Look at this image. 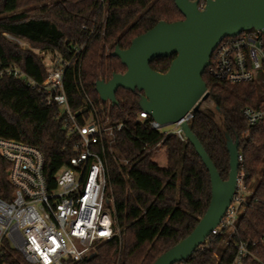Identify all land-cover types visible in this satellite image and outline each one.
I'll list each match as a JSON object with an SVG mask.
<instances>
[{
	"label": "trees",
	"instance_id": "1",
	"mask_svg": "<svg viewBox=\"0 0 264 264\" xmlns=\"http://www.w3.org/2000/svg\"><path fill=\"white\" fill-rule=\"evenodd\" d=\"M183 19L175 0H0V65L15 64L27 76L43 81L47 68L36 50H56L69 56L70 48L86 44L82 60L73 62L65 75L70 107L76 111L86 105L81 78L96 106L101 104L112 122L125 125L116 135V147L129 163L109 160L118 235L98 242L93 257L69 264H153L195 229L209 207L210 175L194 146L153 129L151 117L140 119L139 92L119 88L113 105L102 103L95 89L98 80L126 71L112 55L116 47L128 48L135 37L159 21ZM93 29L99 33L91 35ZM172 60L159 57L151 67L164 73ZM203 79L209 91L204 101L212 102L214 110L200 107L189 120L190 128L223 180L230 172L226 134L238 139L250 195L235 230L211 236L188 259L176 264H234L240 241L256 243L249 246L251 254L241 264H264V123L248 126L242 115L245 107L259 106L260 86L221 82L207 70ZM0 137L40 149L50 184L72 156V143L66 138L57 108L45 106L24 79L0 78ZM160 146L165 147V166L155 160ZM9 167L0 156V197L6 200L14 190ZM4 263L30 264L16 250L10 251Z\"/></svg>",
	"mask_w": 264,
	"mask_h": 264
},
{
	"label": "built area",
	"instance_id": "2",
	"mask_svg": "<svg viewBox=\"0 0 264 264\" xmlns=\"http://www.w3.org/2000/svg\"><path fill=\"white\" fill-rule=\"evenodd\" d=\"M193 1H198L200 9L207 2ZM104 20L105 15L103 23ZM98 33L99 30L91 31V35ZM18 42L30 48L28 43ZM86 47V44L73 46L68 51L69 56L56 50H36L47 68L43 81L27 76L15 64L0 65V78L24 79L27 86L40 94L45 106L57 108L66 138L72 143L68 164L54 174L50 184L40 149L16 139L0 137V156L10 165L8 179L14 188L10 200L0 197V264H5L4 259L11 250L20 252L30 264L82 262L95 252L98 242L113 240L118 235L109 160L123 165L129 163L119 155L116 147V135L125 125L112 122L109 112L101 104L100 108L96 106L80 77L85 107L72 110L65 92L66 72L73 62L82 60ZM206 70L209 76L221 82L256 83L264 88V33L253 29L224 38L214 50ZM242 115L248 126L264 123V95L258 107H245ZM148 118L150 116L141 111L140 119ZM150 125L156 130L161 128L153 119ZM173 126L165 134L186 141L180 125ZM242 162L243 155L239 152L236 191L211 236L235 230L239 216L247 206L250 190L245 183ZM251 244L256 243H238L234 264H241L243 258L251 254Z\"/></svg>",
	"mask_w": 264,
	"mask_h": 264
},
{
	"label": "water",
	"instance_id": "3",
	"mask_svg": "<svg viewBox=\"0 0 264 264\" xmlns=\"http://www.w3.org/2000/svg\"><path fill=\"white\" fill-rule=\"evenodd\" d=\"M184 19L159 21L135 37L126 49L116 47L112 55L126 66L124 73L109 80H98L96 92L103 102L115 105L119 88L137 91L139 106L161 127L179 124L208 169L211 200L195 229L160 255L153 264H176L188 259L220 224L233 199L239 171V141L226 134L230 154L229 178L223 180L215 164L190 128L188 118L209 97L203 79L214 50L227 37L244 31L264 33V0H207L203 9L198 1L175 0ZM159 57H173L162 73L151 67ZM95 252L90 256L93 257Z\"/></svg>",
	"mask_w": 264,
	"mask_h": 264
},
{
	"label": "rangeland",
	"instance_id": "4",
	"mask_svg": "<svg viewBox=\"0 0 264 264\" xmlns=\"http://www.w3.org/2000/svg\"><path fill=\"white\" fill-rule=\"evenodd\" d=\"M260 92H261L262 95H264V88H263L262 84L260 85ZM100 101L102 103H108V102H103L101 99H100ZM201 107L214 110V105L210 101H204L203 103H201ZM173 128H174L173 125L163 126V127L160 128V131L162 133H165V132H167V131H169V130H171ZM155 160L160 166H165L166 165L167 161H166V154H165V147L164 146H160L159 149L157 150V152L155 154ZM263 168H264V164L261 166V170ZM260 174H261V171L254 178V180H253V184L254 185L258 182V180L260 178Z\"/></svg>",
	"mask_w": 264,
	"mask_h": 264
}]
</instances>
